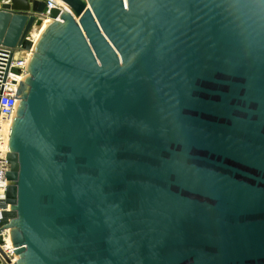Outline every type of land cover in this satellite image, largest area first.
I'll return each mask as SVG.
<instances>
[{"label": "water", "instance_id": "95a60500", "mask_svg": "<svg viewBox=\"0 0 264 264\" xmlns=\"http://www.w3.org/2000/svg\"><path fill=\"white\" fill-rule=\"evenodd\" d=\"M62 1L0 11V264H264V0Z\"/></svg>", "mask_w": 264, "mask_h": 264}, {"label": "built area", "instance_id": "2783aa9c", "mask_svg": "<svg viewBox=\"0 0 264 264\" xmlns=\"http://www.w3.org/2000/svg\"><path fill=\"white\" fill-rule=\"evenodd\" d=\"M13 0H0V11L4 10L5 5H11ZM30 2L31 10L29 11L31 15L35 17V21L31 27V30L27 36V39L30 40L34 45L36 44L35 39L32 37L33 32L39 31V34L41 33L39 26L45 22L46 20L49 21L51 24L54 20L50 17V12L53 9H59L61 13L67 11L65 7H67V3L61 0H28ZM33 1L38 2H44L45 3V9L42 13L33 12ZM61 1V2H60ZM38 22H41L39 25ZM41 37V36H40ZM34 48V47H33ZM28 56H25L20 59L14 58L11 63V67H15L21 70L22 74L21 76H12V79H17V82L19 83L22 81V78L27 76V68L28 64L31 60L33 49L31 52H26ZM11 55V50L7 47L0 45V74H3L8 66L9 59ZM30 55V56H29ZM11 84L5 85V90L2 94H0V145L5 144L4 143V135L3 130L1 128V124L5 120L11 119L14 114L16 113V108L18 105V99H17V88L12 89L10 88ZM0 87H2V80L0 79ZM7 153L8 150H2L0 149V199H3L5 197L6 188L8 186V181L6 179V173L9 171L10 166L7 162ZM1 211H0V220H1ZM4 238H6V234H3ZM7 251H10L9 249Z\"/></svg>", "mask_w": 264, "mask_h": 264}, {"label": "bare ground", "instance_id": "6f19581e", "mask_svg": "<svg viewBox=\"0 0 264 264\" xmlns=\"http://www.w3.org/2000/svg\"><path fill=\"white\" fill-rule=\"evenodd\" d=\"M62 1V0H61ZM60 1V2H61ZM68 5V4H67ZM66 9H70V8H74V7H72L71 5H68L67 7H65ZM67 10V11H68ZM49 25H50V23H49V21L48 20H46L45 22H43L40 26H39V29H40V31H41V33L39 34V31H37V32H33L32 33V37L35 39V41H36V44H37V42H38V40L40 39V36L45 32V30H47V28L49 27ZM25 56H28V54L26 53V52H16V54H15V58L16 59H20V58H23V57H25ZM30 56V55H29ZM22 80H24V77L22 78ZM18 86L17 85H13V86H11L10 88H12V89H15V88H17ZM16 114V113H15ZM15 114H14V116L11 118V119H9V120H5V121H3L2 122V124H1V128H2V130H3V135H4V137H5V140H4V143L5 144H2V145H0V149H2L3 151L4 150H8V145H9V134H10V129H11V127H12V123H13V120H14V117H15ZM6 145V146H5ZM6 234V246L4 247V249L6 250V253H10L9 251H7V249H11V247H12V244H11V239H10V237H9V233H5ZM7 248V249H6Z\"/></svg>", "mask_w": 264, "mask_h": 264}, {"label": "rangeland", "instance_id": "374dc122", "mask_svg": "<svg viewBox=\"0 0 264 264\" xmlns=\"http://www.w3.org/2000/svg\"><path fill=\"white\" fill-rule=\"evenodd\" d=\"M6 137V136H5ZM5 137H4V140H5ZM6 146V145H5Z\"/></svg>", "mask_w": 264, "mask_h": 264}]
</instances>
